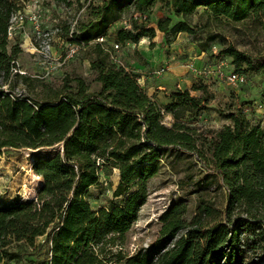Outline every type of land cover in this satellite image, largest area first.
<instances>
[{
	"label": "trees",
	"instance_id": "1",
	"mask_svg": "<svg viewBox=\"0 0 264 264\" xmlns=\"http://www.w3.org/2000/svg\"><path fill=\"white\" fill-rule=\"evenodd\" d=\"M157 2L182 20L170 26L166 17L157 28L146 22L123 26L116 43L153 39L157 29L194 34L189 18L199 8L210 21L251 20L264 36V0H105L89 8V19L77 27L79 38H73L82 44L95 41L90 66L99 88L91 90L77 76L72 90L69 76L54 84L19 71L22 48L19 42L10 44L7 31L22 0H0V154L7 148L41 150L32 169L42 179L35 198L0 205V263L21 261L23 247L46 236L47 264H262V124L240 109L226 114L230 123L217 129L189 121L208 109L213 96L205 84L194 86L202 91L199 96L178 89L161 103L133 71L111 60L112 44L98 40L131 6L146 18ZM222 53L233 58L238 72L264 69V51L248 54L228 46ZM167 150L192 155L200 165L199 172L178 183L200 194L194 215L186 218L187 200H173L160 215L158 236L128 254L123 250L127 232L147 202L150 179L159 173ZM101 161L118 169L119 181L108 205L95 210L88 191L99 184ZM209 186L224 190L222 209L202 194Z\"/></svg>",
	"mask_w": 264,
	"mask_h": 264
},
{
	"label": "rangeland",
	"instance_id": "2",
	"mask_svg": "<svg viewBox=\"0 0 264 264\" xmlns=\"http://www.w3.org/2000/svg\"><path fill=\"white\" fill-rule=\"evenodd\" d=\"M104 1L67 0L57 3L54 0H22V9L32 11L37 19H25L18 25L17 38L10 40V44L16 42L21 44L22 51L17 57L19 71L54 84L63 83L64 78L69 76L72 90L77 89L75 78L82 76L89 82L91 90H97L99 83L95 80L96 72L90 66V60L95 56V41L82 44L74 41L73 38H79L77 27L80 22L89 19V8ZM138 16L139 13L134 10V6H131L119 20L118 25L112 24L109 29L111 36L126 24L134 27L135 23L146 22L147 25L157 28L158 21L166 17L171 18L170 26L182 20V17L176 16L165 2H160L159 8L151 11L146 18ZM189 22L196 28V33L183 32L184 38L177 39V35L157 29V33L159 32L157 43L152 44L148 41L149 37V39L142 37L136 45L132 41L119 43V47L112 45L111 60L133 71L143 88L161 103L169 101V95L178 89H188L193 95L199 96L202 91L193 88L205 84L213 96L209 100L208 109L187 119L206 129H217L230 123L226 114L237 109L242 110L252 122H259L264 127V69L244 70L246 81L240 84L231 83L227 78L222 79L216 75L220 63L219 54L224 58L222 68L226 72L236 69L233 58L222 53V50L228 46H234L248 54L263 52L262 32L251 20L239 24L227 20L210 21L204 14L203 8H199L189 18ZM140 44L148 47L147 56L159 61L156 63L157 67L152 70H141L136 63L141 61L143 56L138 50ZM182 47L190 48L183 59L178 55V49ZM189 61L202 66L206 73L199 75L185 67ZM164 64L167 65L168 70L163 74H156L155 71ZM178 67L187 69V77L190 73L195 77H189L190 80L187 82L177 78L173 84L167 83L165 78ZM157 81H160L159 84L156 83ZM160 85L164 88L157 87ZM171 120L172 117L168 115L166 122L170 123ZM40 152L41 150L30 148L3 150L0 154V205L36 197L42 179L32 169V163L35 155ZM199 170H201L200 165L195 161L194 156L173 150L164 152L159 173L150 179V194L147 202L142 206L138 219L127 232L123 244L126 253L131 254L138 248L147 246L158 236L162 225L160 215L173 200L179 198L187 200L186 218L188 220L192 218L200 194L191 193L192 186L180 189L178 183L186 174L197 173ZM101 174L108 178L109 184L92 186L88 191L89 202L95 210L108 205L112 198L118 169L101 161ZM202 194L219 208L224 207L226 196L222 188L209 186ZM45 237H38L32 247L25 245L21 261H7L6 264H47L50 243ZM110 264H122V262ZM262 264H264V256Z\"/></svg>",
	"mask_w": 264,
	"mask_h": 264
},
{
	"label": "built area",
	"instance_id": "3",
	"mask_svg": "<svg viewBox=\"0 0 264 264\" xmlns=\"http://www.w3.org/2000/svg\"><path fill=\"white\" fill-rule=\"evenodd\" d=\"M31 19V20H36L37 16L35 15V13H33L32 11L28 12L25 9H20L17 12H15L10 20V24L8 26V31H7V35H8V39L12 40L15 37L17 38V30H18V25L20 23H22L25 19ZM125 28H130V25H124ZM38 29V28H37ZM39 30V29H38ZM99 41H106V37L102 36L100 38H98ZM21 45V44H20ZM112 45H114L115 47H119V44L114 42ZM214 49H216V47L214 46ZM217 53L218 51L215 50ZM219 67L217 68V72L216 75L219 78H227V80H229L231 83H244L246 81V76L244 73L242 72H238L236 70H231L226 72L224 68H222V66L224 65V58L221 57V55L219 54ZM187 67L190 70L195 71L196 73H198L199 75L202 73H206V70H204V68L200 65H198L196 62L194 61H189L187 63ZM168 70L167 65H162L160 66L155 73L160 75L165 73ZM109 184L108 178L105 176L101 175L99 184L100 186H107Z\"/></svg>",
	"mask_w": 264,
	"mask_h": 264
},
{
	"label": "crops",
	"instance_id": "4",
	"mask_svg": "<svg viewBox=\"0 0 264 264\" xmlns=\"http://www.w3.org/2000/svg\"><path fill=\"white\" fill-rule=\"evenodd\" d=\"M159 3L160 2H157V4L155 5V7L153 8L152 12L155 10V8H159ZM119 22L120 21L118 20L115 23L118 25ZM113 35L114 36H111V32H108V35L106 37L107 42L110 43V44H113L114 42H116L115 41L116 40V33H113ZM157 37H159V32L157 33V31H156V36L153 39H149L148 37L147 38L149 39L148 40L149 42H151V43L154 44V43H157V40H156ZM180 37H183L184 38L183 32H180V33L177 34V39L180 38ZM133 44L136 45L137 43L136 42H133ZM147 49H148V47H146L145 44L138 45V50L140 51V53L143 56H142V60L141 61H138L136 63H137V65L139 67H141V70H146V69L147 70H152V68L157 67L156 66V63L159 62L158 60H154V59L150 58L149 56H147V54L149 52ZM189 50H190L189 47H187V48L186 47L179 48L178 49L179 58H182V59L185 58L187 56V53H188ZM185 67H187V66H185ZM186 70H185V68H180V67L173 69V72L170 73L165 78V81H167V83H169V84H173L177 80V78H180V80H183V81L187 82V81L190 80L191 77H195V75L194 74H191V73L187 77L186 76V73H187ZM148 79H150V76L148 77ZM159 82L157 81L156 83L159 84ZM157 87H160L162 89L164 88L163 85H160V86H157ZM150 95H151V93H150ZM118 181H119V173L117 175L116 180H114V188L117 185Z\"/></svg>",
	"mask_w": 264,
	"mask_h": 264
}]
</instances>
